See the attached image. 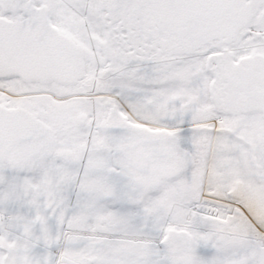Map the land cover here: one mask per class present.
Instances as JSON below:
<instances>
[{"label": "snow or ice", "instance_id": "snow-or-ice-1", "mask_svg": "<svg viewBox=\"0 0 264 264\" xmlns=\"http://www.w3.org/2000/svg\"><path fill=\"white\" fill-rule=\"evenodd\" d=\"M0 264H264V0H0Z\"/></svg>", "mask_w": 264, "mask_h": 264}]
</instances>
